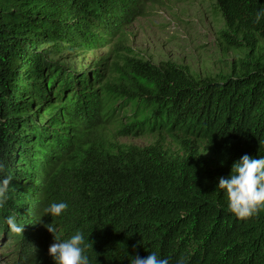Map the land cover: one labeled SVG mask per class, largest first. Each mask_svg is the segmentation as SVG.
Segmentation results:
<instances>
[{
    "label": "trees",
    "instance_id": "obj_1",
    "mask_svg": "<svg viewBox=\"0 0 264 264\" xmlns=\"http://www.w3.org/2000/svg\"><path fill=\"white\" fill-rule=\"evenodd\" d=\"M145 1L0 0V160L14 176L0 264H55L51 223L62 238L84 232L92 264L152 251L171 264H264V209L238 218L217 189L242 155L264 156V0H216L221 39L246 52L228 74L61 60L111 48ZM147 136L157 141L144 148L117 140ZM60 201L61 216H44Z\"/></svg>",
    "mask_w": 264,
    "mask_h": 264
},
{
    "label": "rangeland",
    "instance_id": "obj_2",
    "mask_svg": "<svg viewBox=\"0 0 264 264\" xmlns=\"http://www.w3.org/2000/svg\"><path fill=\"white\" fill-rule=\"evenodd\" d=\"M224 20L216 0H146L140 14L113 41L87 55H64V63L87 69L107 58L109 66L128 56L156 65L174 63L203 77L230 72V66L246 52L230 49L220 37ZM110 49V50H109ZM71 54V52H68ZM107 76L109 72L105 73ZM118 143L147 147L155 137H124ZM0 254V263L4 260ZM6 256V253H5Z\"/></svg>",
    "mask_w": 264,
    "mask_h": 264
},
{
    "label": "clouds",
    "instance_id": "obj_3",
    "mask_svg": "<svg viewBox=\"0 0 264 264\" xmlns=\"http://www.w3.org/2000/svg\"><path fill=\"white\" fill-rule=\"evenodd\" d=\"M264 18V7L255 12L254 22L258 23ZM208 146V145H207ZM208 150V149H207ZM14 176L8 165L0 160V209H5L14 189L12 181ZM217 189L224 190L227 197V210L238 218H248L264 209V156L252 157L242 155L233 162L231 171L227 176L218 178ZM68 208L64 201L51 202L43 208L44 216L59 217ZM3 222L9 230L22 233L25 224L18 222L16 214L3 217ZM43 223V220L39 221ZM44 227L53 234V243L48 248V254L55 264H92L87 250L92 247L89 238L81 230L67 238L57 234L53 223L44 224ZM129 264H171L170 258L161 257L156 251L149 252L146 257L132 256ZM175 264H189L186 256L175 260Z\"/></svg>",
    "mask_w": 264,
    "mask_h": 264
}]
</instances>
